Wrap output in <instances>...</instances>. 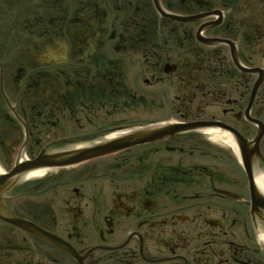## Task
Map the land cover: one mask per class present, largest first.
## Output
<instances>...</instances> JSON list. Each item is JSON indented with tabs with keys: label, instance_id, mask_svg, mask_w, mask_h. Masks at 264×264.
Masks as SVG:
<instances>
[{
	"label": "flooded vegetation",
	"instance_id": "flooded-vegetation-1",
	"mask_svg": "<svg viewBox=\"0 0 264 264\" xmlns=\"http://www.w3.org/2000/svg\"><path fill=\"white\" fill-rule=\"evenodd\" d=\"M0 264H264V0H0Z\"/></svg>",
	"mask_w": 264,
	"mask_h": 264
},
{
	"label": "water",
	"instance_id": "water-1",
	"mask_svg": "<svg viewBox=\"0 0 264 264\" xmlns=\"http://www.w3.org/2000/svg\"><path fill=\"white\" fill-rule=\"evenodd\" d=\"M114 147L119 148L120 147V144H108V145H105V146L104 145L99 146V147L93 149V152H94V155L93 156L102 154L104 152H109L111 150V148H114ZM82 159H83V156L82 157H79V158H76L74 160L75 161H79V160H82Z\"/></svg>",
	"mask_w": 264,
	"mask_h": 264
}]
</instances>
